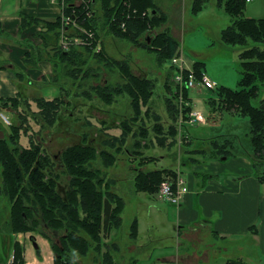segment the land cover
Wrapping results in <instances>:
<instances>
[{"label":"rangeland","instance_id":"1","mask_svg":"<svg viewBox=\"0 0 264 264\" xmlns=\"http://www.w3.org/2000/svg\"><path fill=\"white\" fill-rule=\"evenodd\" d=\"M122 1L125 3V0ZM26 2L27 0H4V10L8 6L10 12H16L21 8V4ZM222 2L225 1L151 0L152 7L156 9L158 15L150 25L153 28L149 32L144 31L139 37L141 42L146 43L148 35L152 36L151 42L148 43L152 50L136 46L120 33L101 29L99 42L101 41L107 58H102V62H97L94 58L87 60L84 76H77L80 68L75 71L74 65L70 66L68 62L61 61L52 47L46 45H43L44 49L40 57L51 62L52 72L40 74L39 78L33 76L35 74H32L28 68L36 66V53L26 56L24 63L28 68L23 66L15 68L18 76L20 75L23 81L25 77L26 81L25 86L19 90L18 105L0 102L1 140H4L13 150L18 148L21 152L22 149H31V151H39L45 157L47 155L48 159L55 164L51 167L58 173L55 180L57 189L62 188V191L68 189L70 182V176L62 168L61 162L62 153L66 148L92 143L91 145L98 149L97 155L102 149H106L113 157L112 164L107 165L101 155H98L91 163V167L99 171L98 180L102 181L98 187L106 196L110 195L114 205L117 201L119 204L124 201L123 226L115 231L119 234L117 240H112V233L108 238H104L101 234L100 244L92 243V238L82 231L81 235L90 242L91 247L86 256L73 255L77 261L76 264H109V260L111 264H135L134 259L128 256V247L133 244L130 233L135 218L149 216L147 214L149 211L156 215L157 211H162L165 205H168L158 195L138 192L135 188V178L139 173L178 168L177 159L165 156V152L157 150V148H163L158 144L157 139L161 137L159 134L162 132L159 123L163 121L167 125L170 121L169 117H172L168 110L167 97L178 100V110H182L187 102L190 103V100L185 96L186 89H181L174 82L177 69L173 67L172 61L166 59L161 45L164 36H172L181 45L186 68L193 70L194 63H204L205 75L216 84L213 90L201 89L200 85L190 90L189 94L195 103V108L202 110L210 121L206 127L198 125L191 129L193 149L196 144L203 142L209 143L206 145V150L209 151L211 146L214 147L212 143L210 146L211 138L218 133L221 135L233 133L247 140L251 125L248 118L237 114L240 110L234 108L229 110L228 104L225 105L224 98L221 101L218 92L221 88L234 91L241 89L240 54L247 48L259 47L264 50V41L256 43L248 40L246 45L240 46L226 44L222 39V31L232 24V19L227 15L225 6H220ZM94 9L97 15L102 16L103 9L98 0ZM244 17L263 19L264 0L247 2ZM72 26L73 24L68 25L70 28H73ZM44 27L42 30L44 35L52 32L47 25ZM47 42L52 44L53 41ZM99 42L94 49L95 52L99 50ZM28 46L34 47L32 41H29ZM88 63L94 71H87ZM116 63L132 71L139 78L153 81L149 87V89L153 88V91L148 90V95L152 92L153 94L152 96L150 94L151 98L147 104H143L141 100L139 102L133 100L131 95L124 93V91L127 92L125 88L119 89L123 86L121 85L123 78L118 69L119 65L116 66ZM7 84H10L9 80ZM18 85H20L19 82ZM102 93L107 96L104 100L99 98ZM257 94L258 97L253 104L263 106L264 82L259 83ZM39 98L48 102L55 100L56 107L47 108L49 116L45 119L36 101ZM209 99L216 100L215 110L211 105L209 106ZM181 101L185 104H181ZM135 107H138V110ZM2 114L8 118L9 123L2 119ZM129 119L130 129L123 134L121 123ZM155 125L158 128L154 129ZM109 130L115 134H121V132L122 134L119 137L110 136ZM260 143L262 138H259ZM201 145L196 147H204ZM255 145L250 139L243 147L253 148L255 151L257 149ZM258 147L261 149L260 146ZM175 150L178 152V148ZM168 153L167 150L166 155H169ZM162 155L165 157L161 158ZM260 157L264 158V149L258 153L257 158L260 159ZM29 162L32 164L31 160ZM256 171L264 174L263 166L256 168ZM3 173L4 166L0 160V262L7 261L6 258L14 252V244L19 243L24 246L27 261L34 262L38 259L35 264H53L51 259L53 248L48 239L33 232L17 233L12 236L7 232L4 223L8 222L12 214V204L15 203L16 198L10 200L4 194ZM183 173H185L184 169ZM187 178L188 175H186ZM25 180L27 181L26 177ZM161 188L162 185L159 191ZM113 194L119 195L120 198H114ZM62 195L64 196V193ZM56 237L54 235V242L59 244V239ZM35 243L41 249L36 250Z\"/></svg>","mask_w":264,"mask_h":264},{"label":"trees","instance_id":"2","mask_svg":"<svg viewBox=\"0 0 264 264\" xmlns=\"http://www.w3.org/2000/svg\"><path fill=\"white\" fill-rule=\"evenodd\" d=\"M60 1H63L65 15L75 19L81 28L92 30L96 35L92 46L72 45L66 50L60 45L63 30L62 18L54 23L48 22L44 24L52 32L48 35L43 33L40 35L43 38V44L51 46L52 50L59 55L61 61L64 63L68 62L70 66L74 65L76 67L75 69L73 67L75 71L80 68L77 76H84V73H86L85 65L90 58H94L97 62H102L101 60L104 57L107 58L105 49L101 41L99 42L101 29H107L112 33H120L136 46L152 50L151 45L148 44V39L152 38V36L148 35L146 43L141 42L139 37L144 31L149 32L153 28L150 25L158 15V13L153 15V11L156 9H153L151 0H129V6L127 7H125L122 0H98L102 5V16L97 15V11L94 9L97 0H82L80 5L75 4L76 0ZM224 1L220 6H225V11L231 17L232 24L222 31L223 41L234 46L246 45L248 40H253L256 43L263 42L264 18L253 19L244 17L247 0ZM74 11L75 13H73ZM23 19L26 23L27 21L40 23L38 19H27L26 16H23ZM125 22L126 27L123 29L121 24ZM69 29L71 28L68 27ZM69 35V37L73 35L85 36L77 29L74 33L69 32ZM47 41L53 42L50 44ZM98 42L101 50L95 52L94 49ZM161 45L166 54V59L169 60L175 56L179 49V44L172 36H164ZM240 60L242 62L241 89L234 91L221 88L218 95L221 101L224 98L225 105L228 104L229 110L233 108L240 110L237 114L249 119L251 124L250 139L251 143L256 144V153L253 151L257 156L264 149V105L254 106L253 101L258 97L259 83L264 82V50L259 47L247 48L240 54ZM117 65H119L118 69L120 70L121 78H123V83L121 84L123 86H120L119 89L125 88L127 92L124 91V93L131 95L133 100L136 102L141 100L143 104H147L153 94L152 92L150 93L151 96L150 94L148 95V90L153 91V88L149 89L150 83H153V81L139 78L132 71L120 66L119 63H116ZM204 66L202 62H196L193 66V72L199 80L205 74ZM89 70L94 71L88 63L87 71ZM185 75L188 78V72ZM168 86L170 85L168 84ZM185 96L186 98L188 97L187 91ZM106 97L103 93L99 96L101 100ZM18 98L0 99V102L4 101L7 105L10 103L18 105L17 101L20 102ZM36 101L38 106L41 107L44 119L49 116L47 108L56 107L55 100L48 102L43 98H39ZM25 103H28V101H25ZM167 103L168 110L176 121L179 111L178 100H174L173 97L167 98ZM208 104L214 109L216 100L209 99ZM135 108L138 110V107ZM190 110L189 108L188 112ZM128 121L130 119L121 123L123 134L124 131L130 129ZM156 128L158 126H155L154 129ZM259 138H262V143L260 144ZM217 143H213V152L216 155H231V153L226 151V148L218 149ZM91 144L71 146L63 151L61 158L62 168L70 176V182L68 189L65 191L63 189L62 191V188L57 189L55 179H57L58 173L51 167V165L55 166V164L48 159L47 155L45 157L39 151H31V149H22L21 152L18 148L13 150L4 140L0 139V160L4 166V194L10 200L16 198L15 203L12 204V214L8 222L4 223L5 228L11 236L17 233L33 232L48 239L54 251V264H76L77 261L75 257L73 258L74 254L87 255L91 244L81 235L82 231L92 238V243L100 244L101 234H103L104 238H108L114 228L118 229L122 225L124 201L122 204L117 201L114 205L110 195L106 196L98 187V184L102 181L98 180L99 171L91 167V163L98 155H101L107 165L112 164L113 157L108 154L106 149H102L97 155L96 150L98 149ZM29 160L32 161V164H30ZM177 180V174L171 170L142 172L135 178V188L138 192L155 195L166 181L171 182L175 189ZM63 193L64 196L62 195ZM113 196L116 199L117 197L120 198L117 194H113ZM52 233L59 239V244L54 242ZM133 234L136 235L135 229ZM24 251V246L19 243L14 244L17 260L22 264H25ZM109 261V264H111V260Z\"/></svg>","mask_w":264,"mask_h":264},{"label":"crops","instance_id":"3","mask_svg":"<svg viewBox=\"0 0 264 264\" xmlns=\"http://www.w3.org/2000/svg\"><path fill=\"white\" fill-rule=\"evenodd\" d=\"M81 2L76 0L75 4ZM64 14L63 1L60 0H27L13 13L8 6L4 10V0H0V99L20 97L19 90L25 86L26 78L23 81L15 68L27 67L24 63L26 56L38 55L35 57L36 66L27 67L35 78L52 72L51 62L40 57L44 49L40 35L45 23L63 19ZM23 16L38 19L40 23H26ZM75 30L71 28L69 32ZM29 41L34 44L33 48L28 46ZM180 47L179 44L176 54L182 51ZM8 80L10 84H7ZM190 90L186 89L192 110L196 108ZM196 110L204 115L202 110ZM189 112L188 108L179 110L177 120L169 117L167 125L160 121L162 132L157 138L163 147L157 150L179 161L176 169L158 170L175 172L188 187V192L178 204L162 199L160 191L155 194L168 205L156 215L149 211V216L135 218L130 233L133 244L128 247V256L135 264H264V174L256 171V168H264V159H258L252 148L243 147L251 138L250 132L247 140L233 133L221 135L217 132L212 136L210 146L218 142V149L226 148L231 153L228 156L216 155L212 146L207 151L209 143H198L193 149L191 129L198 125L206 127L210 121L204 115V122L192 124L188 119ZM109 132L110 136L119 137L123 131L121 134ZM200 144L204 147H196ZM167 150L169 155H166ZM122 226L123 218L121 227L112 231V240H117L119 234L115 231ZM51 259L54 264L53 251ZM24 261L25 264H35L38 259L29 262L24 252Z\"/></svg>","mask_w":264,"mask_h":264},{"label":"built area","instance_id":"4","mask_svg":"<svg viewBox=\"0 0 264 264\" xmlns=\"http://www.w3.org/2000/svg\"><path fill=\"white\" fill-rule=\"evenodd\" d=\"M251 0H247V2H250ZM125 7L129 6V0H125L124 3ZM75 13V11L73 12ZM90 15V13H89ZM63 30L61 34V47L68 50L72 45L76 46H92L96 39V35L92 30H85L78 26L75 19L72 17H68L64 14L63 19ZM73 24V28L77 29L79 32L81 31L85 36L82 37L80 35H73L72 37H69V30L68 25ZM121 27L125 29L126 22L121 24ZM68 30V31H67ZM98 46V45H97ZM96 46V47H97ZM95 47V48H96ZM101 50V47L99 45V50ZM173 67L177 69V73L174 77V82L177 86H179L181 89H191L193 87H197L200 85L201 88L205 89H214L216 84L212 83L208 77L203 74L202 78L199 81L193 72V70H188L185 66V60L182 55V51H180L179 54H176L172 59ZM188 72V78H186L185 73ZM181 104H185L184 101H181ZM188 104L191 107V103H186L185 107L182 110H186L188 108ZM2 119H4L5 122L9 123L8 118L5 115H1ZM188 119L189 122L194 124L195 122H204L205 117L204 115L197 111L196 109H192L188 113ZM171 182L166 181L162 184V188L160 191V197L168 202L178 204L181 200V197L188 192V187L184 185V182L182 179H178L176 183L175 189L173 188ZM5 264H22L20 261L17 260L15 252L11 253L9 257L7 258V261ZM169 264V263H168Z\"/></svg>","mask_w":264,"mask_h":264},{"label":"water","instance_id":"5","mask_svg":"<svg viewBox=\"0 0 264 264\" xmlns=\"http://www.w3.org/2000/svg\"><path fill=\"white\" fill-rule=\"evenodd\" d=\"M155 14H157V11L156 10L153 11V15H155ZM150 42H151V40L148 39V43H150ZM35 248H38V245L36 243H35Z\"/></svg>","mask_w":264,"mask_h":264}]
</instances>
